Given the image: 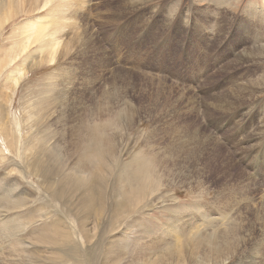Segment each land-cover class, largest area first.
I'll return each mask as SVG.
<instances>
[{"label":"rangeland","instance_id":"1","mask_svg":"<svg viewBox=\"0 0 264 264\" xmlns=\"http://www.w3.org/2000/svg\"><path fill=\"white\" fill-rule=\"evenodd\" d=\"M69 4L78 12L64 19L60 11ZM8 5L18 12L0 24V212L5 213L0 216V239L5 240L0 255L24 252L31 260L41 252L56 262L55 252L45 247L9 246L11 231L24 226V237L43 230L55 237L66 227L74 232L67 207L38 177L42 160L47 183L59 195L71 199L86 189L93 200L105 192L101 223L93 232L85 224L91 231L85 232L86 242L100 241L101 251L81 241L77 227V236H65L70 241L73 234L71 242L79 244L85 264L93 254L112 258L120 245L124 264H145L162 254L175 242L162 236L174 216L145 202L119 222L112 216L118 206L109 201L118 181L130 183L128 168L138 165L136 155L151 152L162 162H155L154 170L165 183L173 182L162 189L163 201L183 215L175 223L180 235L193 224L204 236L212 235L208 244L218 234L240 236L220 243L209 264H264V128L256 132L264 115V0H0V13ZM41 32H58L62 44L53 63L52 52L44 49L43 62L29 69L28 56L38 51ZM250 87L260 89L252 93ZM52 94L60 101L52 104ZM75 97L89 111L81 121L65 125V103ZM129 115H135L130 128L124 126ZM95 124H107L104 136L115 140V148L129 144L123 160L114 152L107 155L105 171L93 176L91 188L88 182L76 190L71 172L76 168L69 163L77 156L67 153L69 139L79 143ZM191 133L202 146L192 162L174 150L178 138L189 148ZM258 134L262 138L256 140ZM59 218L66 223H52ZM40 259L36 264H47Z\"/></svg>","mask_w":264,"mask_h":264},{"label":"bare ground","instance_id":"2","mask_svg":"<svg viewBox=\"0 0 264 264\" xmlns=\"http://www.w3.org/2000/svg\"><path fill=\"white\" fill-rule=\"evenodd\" d=\"M48 1L49 0H46V2H48ZM76 1H78V3L80 4V0H76ZM44 9H45V3L40 7V11H42ZM58 9H60V6H58ZM3 10L4 11L2 13H0V24L6 23L12 15H14L18 12L17 10L11 9V7L9 5L4 7ZM60 12H61L60 13L61 16L64 17V19H65V18H67L66 15L76 14L78 12V10L69 4L67 8L62 9ZM53 14L56 15L57 12H54ZM63 24L64 23L62 22L61 25H63ZM56 33H58V32H41V33L37 34V37L40 39L39 49L36 53H32L31 55L28 56L27 61H28V68L29 69H32L33 67L39 66V64L43 62V57L45 55L41 54V53L44 51V49L50 50L52 52V53H49V55H50L49 63L51 64L54 62V58H55L57 48L62 44V41L59 39V37H57L55 35ZM66 50H67V48L62 49V55H61L62 58H63V55H65ZM60 70H63V69L59 68L55 72L54 76L57 75ZM19 73H21V71H19ZM22 75L23 74L21 73L20 76H22ZM53 84H56V81ZM246 87H248V86H246ZM259 89L260 88L255 89L253 87H250L248 90L251 91L252 93H255ZM60 99H61L60 96H54L53 94L49 98V100L52 104H54V102L56 103L57 101H60ZM222 100H223V97L218 98L217 102L213 106L219 105ZM88 111L89 110L87 109V104L85 102L78 101L77 98L75 97L74 101H72L70 103H65L66 115L64 117V124L68 125V124H72L74 122L81 121L82 116L86 115ZM97 112H98L97 114L99 115V112H100V105L99 104H97ZM117 117H118V115H116V119H117V123H118L119 118H117ZM262 117H263L262 127L257 128L256 132L258 129L260 130L261 128L262 129L264 128V115ZM124 119H125V123H124L125 127L130 128V127L134 126L135 115H129ZM105 125H107V124L91 125L90 128L83 134V137L79 143L77 142L75 144L69 139V145L67 146V153L69 154V157L70 156L71 157L77 156L75 161L71 160V162L69 163L70 165H72L70 168H76L75 172L71 171L72 169H70V171L76 175V177L73 181L76 184V190H81L82 187H85L88 184V182H89V188L92 187L93 176L100 174L103 171H105L104 162L106 161L108 154L114 152L116 155H118L120 157L121 160H123V158H121V157L125 156V147L129 144V141L126 142L124 145H122L119 149L117 147L115 148V145H114L115 140L110 139V138H105V136H104V133L106 132V131L104 132V130H106V128H107V126H105ZM190 135H191L190 136V141H191L190 145L191 146L189 148H185V146L183 145V142L178 138L179 143L175 147L174 150L179 152V153L185 154V156L187 158H190V162H192L195 158H197L199 156V154L202 150V146H201V142L199 139H196L192 135V133ZM261 138L262 137L260 134L255 136L256 140L261 139ZM89 141L92 142V145H89ZM148 152H150V151H148ZM246 152H247V150H246ZM38 154H39V151L36 153L34 159H36ZM136 156L139 158L137 160L138 165L137 164L135 166L130 165V167L128 168V170H129L128 171V177H129L130 183L126 182L124 180L125 184L119 185V181H118V183H117L118 186H116V189L110 194L109 201L113 202V204H116L118 206V211H116L114 209V212L117 215L112 213L113 219L118 220L120 222L123 219H126L127 217L129 218L130 216L137 213L138 209H140L141 207H144L145 202H146V204H148V202L150 204H157L158 207H156V209L166 210V211H168L169 216L170 215L174 216V219L172 221H170V222H174V224L170 225L167 228V231H165L164 234H162L163 237L167 236V237H164L165 239L168 238L169 241L171 239L173 241H175L174 245H170V246L164 248V252L162 254H158L157 256H155V258L151 259L148 262V260L150 259L149 258L146 261V263L148 262L147 264H209L211 261L210 255L213 252H215L218 248H220V247H218V245L220 243L226 242L228 239H231V240H234V239L239 240L240 239V236H238V235L234 236L235 234H232L230 237H226V236H223L221 234H218L217 235L218 238L215 240V242H211L212 247L211 246L209 247L208 245L210 243L208 244V242L206 240L209 238H212V235L211 234L207 235L208 237L204 236V232H200V231L196 230L197 227H194L193 224L190 222L183 223L185 225L192 224V226L191 225L188 226V231L186 232L187 235H185V233H184L186 231V229L184 230V227L180 228V231L182 229H183L182 231H184V232L181 231V233H184L183 235L185 237V238L184 237L182 238L183 235H180L177 232L176 224H175L179 220V218L181 217L182 214L180 213V211L177 212L175 207H171V206L167 207V205L170 203L169 201H168L169 203H166L167 200L163 201V198L167 194L165 192H163L162 189L164 187H171L172 186L171 184L173 182L168 181L165 183V180L163 178L164 175L161 176L159 173H157L154 170L155 162H158V165L161 166L162 165L161 160L159 158H157L156 154L151 153V152L149 153L148 156L145 155V157L139 156V155H136ZM163 158H165V156ZM80 160H86V161L83 162ZM44 163H45V160H42V162L38 164V167L36 169V172L39 173L38 177L44 181V185H45L47 191L50 194L55 192L54 196H56V197L58 196V198L60 199V204L65 205L67 207V210L64 209V212H65V214L68 218V221L71 225L70 227H72L74 232L71 229H68L66 227L65 230L57 231L55 233L56 234L55 237L49 236L46 233V231H44V230L41 232H38L34 237H24L26 230L24 229V226H21V228H20L21 230L18 229V230L11 231L13 233L14 237H13V241L9 242V244H10L9 246H14L16 248L19 247L21 249H25V247L29 248V249L35 248L36 249L35 251H39L40 246L45 247V249H47L50 253L55 252V256L57 259L56 262H55V260L51 259L50 256H42L43 254L40 255L41 252H38V253H40V254H38L39 256H36V257L32 256V257H30L31 260H28V258H27L28 255L23 256L24 255V252H23V255L16 254L18 256H14L15 254L13 256L7 255L9 253L5 254V256L0 255V264H34V263L36 264V262L39 261L40 256L44 257V259L47 260V264H68L67 261L68 262L70 261V263H72V264H85L84 260H81L82 258L80 256L81 255L80 250L78 249V248H80L79 244L75 243V241L71 242V240H72L71 237L73 234L70 237V241L69 240L66 241V238H65V236H68L67 233L68 234H70V233L75 234L76 227H77L78 233L81 236V241L83 240V242L87 243V245H90L92 247L93 252H96L97 250L101 251V249H102L100 241L92 244L93 238H91L88 242H86L87 234L85 232L87 231L88 234L91 235V231L93 232L94 229L101 223V220H102L101 214L106 209L105 192L103 190L100 191L98 193L97 197L93 198V200H91L90 193H87L86 189H84L83 191H80L79 193H77L75 195H71V199L67 196H64V193H62V192H60V195H59V191L56 189H53L52 184L47 183L46 176H48V171H47L46 167H44ZM41 164H42V166H41ZM77 167H79V168H77ZM122 168H124V167H122ZM118 170L121 173V169L117 168L116 172H118ZM40 173H42L43 176H41ZM62 175H61V178H62ZM180 183H182L183 185L186 184L185 180L183 182H180ZM61 184H63V182H61ZM10 193L13 194L12 192H10ZM65 197H67V198H65ZM259 199L262 200L263 196L260 195ZM171 201H172V199H171ZM172 204H173V202H172ZM160 208H162V209H160ZM110 210H111V205H110ZM4 214H5L4 211L0 212L1 217L4 216ZM42 215H43L42 211L40 212V210H39V216H42ZM173 216L171 218H173ZM182 217H183V215H182ZM205 218H207V215L206 214L202 215V219H205ZM207 220L209 221V219H207ZM181 221L183 222V220H181ZM181 221L179 223H181ZM61 222L66 223V220H64V218H59L58 220L52 221V223H61ZM161 223L162 222H160L158 224L161 225ZM85 224H91V228H92L91 231H88L86 229ZM126 225L128 226V224H126ZM131 227H133V226L131 225ZM19 230H20V232H18ZM173 230L176 233L175 235H173L171 233ZM149 232H153V231H149ZM128 233H126V234H128ZM206 234H208V233H206ZM75 235H74V238H75ZM129 238H131V237H129ZM3 243H5V240L2 238V239H0V249L2 248L1 246H3L2 245ZM117 243H119V242H117ZM200 244L205 245V247H204L205 251L200 252L197 250V248L199 247ZM206 244H208V245H206ZM120 246H117L118 251L115 252V254L112 258H111L110 253H107L103 256L98 254L100 257L96 256V254H93L92 256L94 257V259H91L89 261V263L90 264H124L126 262V260H124L122 258L123 251L122 250L120 251ZM121 248H124V246H121ZM207 248H209V250H206ZM83 249H82V252H83ZM42 251H44V250H42ZM55 256H53V257H55ZM79 257L81 259H79ZM25 260L27 262H25ZM40 260H42V258ZM217 264H224V263L219 262Z\"/></svg>","mask_w":264,"mask_h":264}]
</instances>
